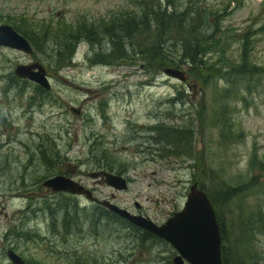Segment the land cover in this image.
Returning <instances> with one entry per match:
<instances>
[{
	"label": "rangeland",
	"instance_id": "obj_1",
	"mask_svg": "<svg viewBox=\"0 0 264 264\" xmlns=\"http://www.w3.org/2000/svg\"><path fill=\"white\" fill-rule=\"evenodd\" d=\"M151 12L192 25L204 64L186 62L188 30H148ZM20 22L43 42L0 47V264L8 251L24 264H173L168 242L103 202L163 225L193 184L223 264H264V0H0V25ZM30 64L48 90L14 74ZM101 170L126 190L89 176ZM57 175L95 202L44 187Z\"/></svg>",
	"mask_w": 264,
	"mask_h": 264
},
{
	"label": "water",
	"instance_id": "obj_2",
	"mask_svg": "<svg viewBox=\"0 0 264 264\" xmlns=\"http://www.w3.org/2000/svg\"><path fill=\"white\" fill-rule=\"evenodd\" d=\"M0 47L32 54L33 50L28 41L14 29L7 25H0ZM164 75L181 82L186 80L183 72L175 69H163ZM14 74L20 79H27L48 90L49 84L40 64L19 65ZM91 178L100 177L104 183L116 190L126 189V182L119 176L107 172H95ZM43 185L53 192H65L73 195H84L88 200L95 202L92 195L83 186L70 178L55 176L47 179ZM103 206L110 212L130 223L152 233L156 237L168 242L177 252L173 264H222L220 255L219 227L212 206L205 194L191 186L182 211L177 212L163 225L157 226L149 219L131 215L108 202ZM7 258L12 264H24L19 256L8 251Z\"/></svg>",
	"mask_w": 264,
	"mask_h": 264
},
{
	"label": "trees",
	"instance_id": "obj_3",
	"mask_svg": "<svg viewBox=\"0 0 264 264\" xmlns=\"http://www.w3.org/2000/svg\"><path fill=\"white\" fill-rule=\"evenodd\" d=\"M119 16L115 17L113 20L116 19V21H120L119 20ZM127 20L128 21H125V25L123 27H121L124 30V32L127 33L129 31L136 30V28L138 27V21L135 22V21H129V19H127ZM131 20H132V18H131ZM157 22L164 24L169 29V31L170 30H174L176 28H181V29H184V30H188L187 32L189 33V36H188V38H184V43L182 44L183 52H184V54L186 56V62H187L188 65H190V63L194 64V65H196V63L199 64V65H203L204 64L202 61H198L197 60V56L199 54L198 53L195 54L196 49H194V48H192L190 46L191 43L196 44L195 41L199 42V40H196V39L192 38V36H194V33H195L193 31V29H192L193 28L192 25L181 21V22H178L179 25L177 27H175V20L172 18V15H170L169 17H165L163 15L162 18L159 17L157 12H151L149 15H147V21H145V24H146L148 30H150V27L153 25L151 23H157ZM13 28H14V30L16 32L20 33L24 38H26L27 41L30 42L34 47L36 46L35 45L36 41L37 42H38V40L42 41L41 38H38V36L40 35L38 32L35 33L33 31H31L32 30L31 27H24V22H20L17 25H14ZM48 32L50 34L52 33L51 30L48 31ZM44 33H46V32H44ZM76 37H80L81 38V36H76ZM48 38H51V37H48ZM59 39H63L60 33H58V35L56 37V40H59ZM45 40L47 41L48 39L46 38ZM64 40H66V41L61 46L60 52L68 51V49H69L70 40H67V39H64ZM76 43L77 42L73 41V46ZM194 47H195V45H194ZM73 48L69 52L68 58H71V56L73 55V52H74ZM194 54H195V56H194ZM123 56H121V58H124ZM109 170H111V169H109ZM145 235H148V234L146 233ZM221 259H222V257H221Z\"/></svg>",
	"mask_w": 264,
	"mask_h": 264
}]
</instances>
